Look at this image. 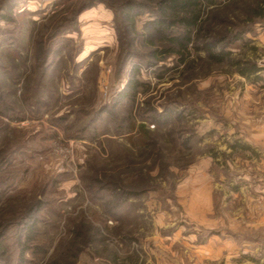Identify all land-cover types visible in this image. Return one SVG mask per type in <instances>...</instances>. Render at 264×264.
Masks as SVG:
<instances>
[{
	"label": "rangeland",
	"instance_id": "rangeland-1",
	"mask_svg": "<svg viewBox=\"0 0 264 264\" xmlns=\"http://www.w3.org/2000/svg\"><path fill=\"white\" fill-rule=\"evenodd\" d=\"M212 1L167 54L156 0H0V264H264V0Z\"/></svg>",
	"mask_w": 264,
	"mask_h": 264
},
{
	"label": "trees",
	"instance_id": "trees-1",
	"mask_svg": "<svg viewBox=\"0 0 264 264\" xmlns=\"http://www.w3.org/2000/svg\"><path fill=\"white\" fill-rule=\"evenodd\" d=\"M204 1L209 4L213 3L212 0H156L155 4L158 19H155L153 21V26H155L156 29L161 30L160 32L163 35V29L166 28L168 30L170 25H177V27L181 29L179 35L165 37L166 41L168 40L170 44V46L165 49V52H167V54L170 52H183L188 49V45L192 37V32L196 30L197 27H199V19L203 3H205ZM260 8L261 5H256L249 10L248 16L259 15V12L261 10ZM121 9L126 20H131L130 16H132L131 14L134 8L130 5V3L121 5ZM209 47L210 46H206V49H209ZM211 58H216V60L221 61L224 57L222 55H211ZM235 66L237 67L238 73L242 77L251 78L254 76L253 79L258 81L259 77H257L256 74L260 71V69L254 63L236 62ZM128 86L129 88L135 90L134 85ZM238 147L243 150H249V147L245 144L232 146L233 149Z\"/></svg>",
	"mask_w": 264,
	"mask_h": 264
}]
</instances>
